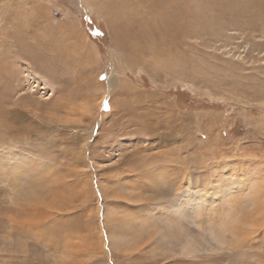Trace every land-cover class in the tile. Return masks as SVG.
<instances>
[{"label": "rangeland", "instance_id": "obj_1", "mask_svg": "<svg viewBox=\"0 0 264 264\" xmlns=\"http://www.w3.org/2000/svg\"><path fill=\"white\" fill-rule=\"evenodd\" d=\"M161 1L0 0V264H264V0Z\"/></svg>", "mask_w": 264, "mask_h": 264}, {"label": "bare ground", "instance_id": "obj_2", "mask_svg": "<svg viewBox=\"0 0 264 264\" xmlns=\"http://www.w3.org/2000/svg\"><path fill=\"white\" fill-rule=\"evenodd\" d=\"M163 1V0H162ZM161 1V2H162ZM171 3V2H170ZM162 4V3H161ZM158 9H160V8H158ZM120 11V10H119ZM181 11V10H180ZM120 13V12H119ZM163 17V16H162ZM161 18V17H160ZM163 19V18H162ZM174 20H175V18H174ZM159 21H161V20H159ZM176 22V21H175ZM160 23V22H159ZM173 23V22H172ZM173 26V25H172ZM171 26V27H172ZM177 26H179V25H177ZM174 27V26H173ZM180 28H182L181 26H180ZM175 29V28H174ZM170 30H171V28H170ZM177 30V29H176ZM169 32V31H168ZM168 34V33H167ZM172 35V34H171ZM162 172V171H161ZM160 172V173H161ZM163 177V176H162ZM166 180H167V178L166 177H164ZM185 179V178H184ZM163 180V179H162ZM190 182V181H189ZM191 183H192V181H191ZM168 184V185H167ZM169 184L171 185V187L172 186H174L173 185V182H170V180L169 181H167L166 183H164V187H161L162 189H160V191H161V193H162V196L163 197H165L166 199H169L168 201V204H169V206L171 207V209H173V211L175 212V213H178V214H181L182 213V207H181V205H180V201H179V199H181V197H183V196H181V194L183 195V193H184V191H181V194L179 195V194H177L175 191V195H174V197H169V196H167V195H165L164 194V190H166L167 188H169L170 186H169ZM183 184H187V182H186V180L185 181H183ZM181 187V186H180ZM173 188V187H172ZM184 188V187H183ZM181 189V188H180ZM173 190H174V188H173ZM158 194H160V193H158ZM177 195H179V196H177ZM139 196V195H138ZM158 196V195H157ZM156 197V196H155ZM140 198H138V200H139ZM158 200V199H157ZM159 200H161V199H159ZM166 201V200H165ZM160 208V207H159ZM184 208V207H183ZM160 212H161V210H160ZM166 216V215H165ZM166 218V217H165ZM178 222V221H177ZM175 223V222H174ZM176 225V224H175ZM174 225V226H175ZM179 225H181V224H179ZM173 226V225H172ZM173 226V227H174ZM178 228H179V226H178ZM181 228V227H180ZM182 230V229H181ZM183 231V230H182ZM180 233V232H179ZM183 233V232H182Z\"/></svg>", "mask_w": 264, "mask_h": 264}, {"label": "snow or ice", "instance_id": "obj_3", "mask_svg": "<svg viewBox=\"0 0 264 264\" xmlns=\"http://www.w3.org/2000/svg\"><path fill=\"white\" fill-rule=\"evenodd\" d=\"M36 163H38V162L30 160L28 163L21 165V167L32 168ZM40 170H42V169H40ZM145 190L148 191L150 189L145 188ZM164 194L169 196V197H174L175 192H174L173 188L170 186L169 188L164 190ZM174 264H183V261H176V262H174Z\"/></svg>", "mask_w": 264, "mask_h": 264}]
</instances>
